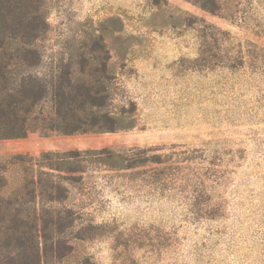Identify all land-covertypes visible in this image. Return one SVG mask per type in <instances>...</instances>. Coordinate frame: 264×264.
I'll use <instances>...</instances> for the list:
<instances>
[{"label": "rangeland", "instance_id": "rangeland-1", "mask_svg": "<svg viewBox=\"0 0 264 264\" xmlns=\"http://www.w3.org/2000/svg\"><path fill=\"white\" fill-rule=\"evenodd\" d=\"M220 4L212 14L187 0L47 2L41 71L102 34L116 102L135 105L137 127L1 140L0 161L155 148L195 152L194 165L217 172L182 192L141 173L151 166L132 175L86 165L60 205L76 220L63 264H264V0ZM19 172L10 168L12 186ZM198 191L207 205L190 201Z\"/></svg>", "mask_w": 264, "mask_h": 264}, {"label": "trees", "instance_id": "trees-1", "mask_svg": "<svg viewBox=\"0 0 264 264\" xmlns=\"http://www.w3.org/2000/svg\"><path fill=\"white\" fill-rule=\"evenodd\" d=\"M48 1L0 0V141L32 133L73 136L136 128L135 105L116 102L118 83L102 34L83 42L81 51L61 58L49 71H41ZM187 1L212 14L224 10L220 0ZM156 151L103 148L0 161V264H63L71 255L67 231L75 225V214L60 205L69 198L67 185L76 183L75 174L84 172L86 165L132 175L151 166L141 173L164 184L177 180L182 192L206 188L210 176H217L213 167L194 165L195 152ZM15 167L20 172L12 186L8 172ZM200 192L191 194L190 201L205 206L210 199Z\"/></svg>", "mask_w": 264, "mask_h": 264}]
</instances>
